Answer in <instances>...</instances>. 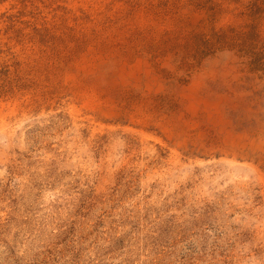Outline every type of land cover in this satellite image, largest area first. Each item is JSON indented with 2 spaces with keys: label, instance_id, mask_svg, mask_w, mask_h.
I'll use <instances>...</instances> for the list:
<instances>
[{
  "label": "rangeland",
  "instance_id": "374dc122",
  "mask_svg": "<svg viewBox=\"0 0 264 264\" xmlns=\"http://www.w3.org/2000/svg\"><path fill=\"white\" fill-rule=\"evenodd\" d=\"M0 264H264V0H0Z\"/></svg>",
  "mask_w": 264,
  "mask_h": 264
}]
</instances>
